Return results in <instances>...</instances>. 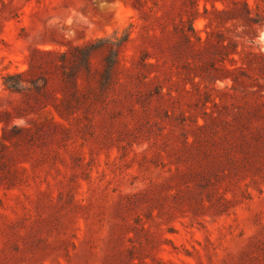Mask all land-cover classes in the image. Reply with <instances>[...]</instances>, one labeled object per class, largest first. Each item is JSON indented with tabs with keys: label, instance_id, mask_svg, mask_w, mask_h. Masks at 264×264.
I'll return each mask as SVG.
<instances>
[{
	"label": "rangeland",
	"instance_id": "1",
	"mask_svg": "<svg viewBox=\"0 0 264 264\" xmlns=\"http://www.w3.org/2000/svg\"><path fill=\"white\" fill-rule=\"evenodd\" d=\"M212 3L224 6L196 8ZM134 5L0 0V133L5 124L9 138L0 264H264L263 61L227 56L226 28L242 27L214 14L194 20L196 34L174 31L191 0H146L142 15ZM129 23L130 94L90 122L33 127L38 111L3 87V74L26 69L34 47L65 48ZM251 51L264 53V27ZM144 52L151 66L136 62Z\"/></svg>",
	"mask_w": 264,
	"mask_h": 264
},
{
	"label": "trees",
	"instance_id": "2",
	"mask_svg": "<svg viewBox=\"0 0 264 264\" xmlns=\"http://www.w3.org/2000/svg\"><path fill=\"white\" fill-rule=\"evenodd\" d=\"M197 1L191 0L192 11L187 14L186 19L172 21L174 31L182 26L196 34L194 20L200 15L206 18L208 14H214L219 17V23L229 21L234 28L242 27L239 33L234 32L233 28H226L234 33L226 38L227 45L224 48L227 56L232 53L242 54L241 58L246 59L257 56L264 63L263 52L251 51L257 31L264 27V0H255L253 7L247 0H219L224 5L223 8L218 9L212 3L208 9L204 4L202 13L196 8ZM134 2V8L141 15L145 14L142 7L146 0ZM209 24L210 21L206 23ZM159 26L164 33V22H159ZM133 28L134 24L129 23L122 31L114 30L109 35L77 44L68 43L65 48L34 47L30 52L27 68L3 74L2 85L6 90L21 95L26 111H38L37 118L32 122L35 128L44 124L64 127L72 123L90 122L99 108L120 99V96L126 97L130 94L126 87L127 77L136 63L127 65L122 53L135 40L131 37ZM206 33L205 39L197 36V40L208 42L209 33ZM239 45L241 51L237 50ZM148 58L149 55L144 52L136 62L142 66H151L153 63L147 62ZM229 61L235 62L232 58ZM239 70H242L241 66L225 68L229 73ZM154 89L156 93H160L161 86L156 84ZM29 130L12 126V132L18 135L30 132ZM7 135L4 124L0 133V147H7Z\"/></svg>",
	"mask_w": 264,
	"mask_h": 264
}]
</instances>
